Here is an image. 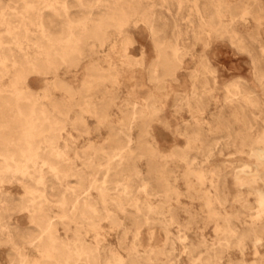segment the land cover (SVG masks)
Returning a JSON list of instances; mask_svg holds the SVG:
<instances>
[{
	"label": "rangeland",
	"instance_id": "374dc122",
	"mask_svg": "<svg viewBox=\"0 0 264 264\" xmlns=\"http://www.w3.org/2000/svg\"><path fill=\"white\" fill-rule=\"evenodd\" d=\"M0 155V264H264V0H0Z\"/></svg>",
	"mask_w": 264,
	"mask_h": 264
},
{
	"label": "bare ground",
	"instance_id": "6f19581e",
	"mask_svg": "<svg viewBox=\"0 0 264 264\" xmlns=\"http://www.w3.org/2000/svg\"><path fill=\"white\" fill-rule=\"evenodd\" d=\"M29 18V17H28ZM86 23V22H85ZM86 25V24H85ZM89 30V29H88ZM87 30V31H88ZM79 31H81V29L79 30ZM82 31H83V29H82ZM81 31V32H82ZM81 32H79V33H81ZM84 32H85V30H84ZM83 32V33H84ZM90 32V31H89ZM82 33V34H83ZM74 35V34H73ZM78 35H80V36H82L83 37V35H81V34H78ZM87 37L89 36V34L87 35V34H85ZM92 35V34H91ZM97 35H98V33H97ZM73 37V36H72ZM86 37V38H87ZM91 37V36H90ZM74 38H80V37H74ZM85 38V37H84ZM84 38H81L82 40L84 39ZM85 38V39H86ZM81 39H79V41L78 42H80V40ZM77 40V39H76ZM74 41V40H73ZM69 42H71V41H69ZM82 42V41H81ZM74 43V42H73ZM76 45V44H75ZM79 45V44H78ZM78 45H77V47H78ZM158 46H160V44H158ZM158 46L156 45V47L158 48ZM71 47V46H70ZM77 47H74V49L75 48H77ZM163 48H165V47H162V50H163ZM161 50V49H160ZM166 50L167 49H165L164 51L166 52ZM163 51V52H164ZM69 53H70V51H68ZM68 52H67V54H68ZM72 53H70L71 54V56H72V54H73V51H71ZM169 52H170V50H169ZM168 52V53H169ZM171 53V52H170ZM66 54V53H65ZM172 54V53H171ZM170 54V55H171ZM69 55V54H68ZM68 55H66V56H68ZM164 55H167V54H164ZM163 54H162V56H164ZM65 56V57H66ZM168 56H169V54H168ZM172 56V55H171ZM64 58V57H63ZM163 58V57H162ZM169 58H170V56H169ZM169 58H168V60H169ZM174 58V57H173ZM65 59V58H64ZM69 60H70V58H68ZM67 59V60H68ZM72 59V58H71ZM160 59V58H159ZM164 59V58H163ZM171 59H172V57L170 58V62H171ZM168 60H167V63L166 64H171L169 67H171V66H174V65H172V64H174L173 62L172 63H168ZM160 61V60H159ZM173 61V60H172ZM162 64H163V61L161 62ZM161 64V65H162ZM165 64V63H164ZM159 66V65H158ZM168 67V68H169ZM163 68H166V67H164L163 66ZM172 68H175V67H172ZM170 69V68H169ZM173 70V69H172ZM171 70V71H172ZM167 71V70H166ZM169 71V70H168ZM36 104V103H35ZM35 106H37V105H35ZM33 107H34V104H33ZM38 107V106H37ZM35 109V108H34ZM33 109V110H34ZM37 109V108H36ZM35 109V110H36ZM32 110V109H31ZM32 110V111H33ZM35 113V112H34ZM37 114V113H36ZM36 114H34V115H36ZM28 141H26V143H27ZM31 142V141H30ZM29 144V143H28ZM28 144H25V146L26 145H28ZM29 145H31V144H29ZM23 146H24V144H23ZM23 148H26V147H23ZM22 148V149H23ZM27 148H28V146H27ZM19 149V148H18ZM31 149V148H30ZM21 150V149H20ZM28 150V149H27ZM23 151L24 150H22V152L21 153H23ZM14 152H16V151H14ZM18 152V151H17ZM26 154H27V152H26V150L24 151ZM28 152H29V150H28ZM19 153V155H21L20 154V152H18ZM30 153V152H29ZM49 153V152H48ZM47 153V154H48ZM51 153V152H50ZM7 154V153H6ZM12 154V153H11ZM52 154V153H51ZM3 155V154H2ZM9 155V154H8ZM12 155H14V154H12ZM29 155V154H28ZM44 155V154H43ZM1 156V155H0ZM22 157L20 158V159H22V161H24V163H26V167H29V168H31L28 164H27V160H26V157H25V154L23 155H21ZM47 156H51V155H47ZM16 157H18V154H17V156ZM16 157H14V158H16ZM20 157V156H19ZM45 158V157H44ZM44 158H42V159H44ZM48 158V157H47ZM56 158V157H55ZM19 159V158H18ZM19 159V160H20ZM49 159V158H48ZM51 159V158H50ZM7 160V159H6ZM5 160V161H6ZM19 160L17 161V162H19ZM30 160V159H29ZM52 160V159H51ZM51 160L49 161V162H51ZM55 160V159H54ZM21 161V162H22ZM44 161H48V160H44ZM0 162H3V161H0ZM12 162V161H11ZM15 162V161H14ZM20 162V163H21ZM56 162V161H55ZM23 163V164H24ZM19 163H17V166H19L18 165ZM53 164H54V162H53ZM56 164L57 163H55V166H56ZM24 166V165H23ZM53 167V166H52ZM22 168H24V167H22ZM60 168V167H59ZM27 169V168H26ZM62 169V168H61ZM60 169V170H61ZM17 170V169H16ZM29 170V169H28ZM41 170V169H40ZM62 171V170H61ZM12 172H15V171H12ZM16 172H18V170L16 171ZM16 172H15V174H16ZM25 172H26V170H25ZM25 172H23V178L26 176V173ZM31 172V171H30ZM37 172V171H36ZM57 172V171H56ZM66 172H67V170H66ZM14 174V175H15ZM31 174V173H30ZM73 175H75V173L73 174ZM78 177H80V175H77ZM32 178L34 179V177L32 176ZM21 178H19V180H20ZM27 179V178H26ZM25 180V179H24ZM6 182V181H5ZM21 182H23L22 181V179H21ZM83 182H84V180H83ZM25 183V186H24V188H26V193L28 194V196L26 197V199L25 200H23L24 202L27 200V198H28V204H27V206H25L26 207V209H28L29 211H30V213L32 214V216H34L35 218H37V220L39 219L40 221H42L43 223H44V226H42V230L40 231V234H39V236H38V238L40 237V240L42 241V242H44L45 241V243L47 244V242H48V240L46 239L47 237L49 238V237H52V236H54V234H55V232H54V230H55V228H56V226H55V223H54V219L52 220V218H50L49 217V214H51V213H49V209H47L46 208V206L42 203V202H39L38 201V196L35 194L36 193V188H35V186H34V184H33V182H31V181H25L24 182ZM82 183V182H81ZM92 184V183H91ZM90 184V185H91ZM94 184V183H93ZM0 186H2V184L0 185ZM80 186H84V185H80ZM264 186V185H263ZM1 188V187H0ZM80 188V187H79ZM84 188H87V186L86 187H84ZM88 188H90L89 186H88ZM1 190V189H0ZM80 190V189H79ZM81 191H83V190H81ZM85 191H89V190H85ZM76 193L78 192V191H75ZM263 192V191H262ZM72 195V194H71ZM79 195H80V193H79ZM79 195H75V196H73L72 197V199L70 200V196H69V200H67V201H69V203H71L72 202V204L74 205V206H78V205H80V204H83L82 202H83V200H85V199H83L82 197H80ZM88 196V195H87ZM67 201H65V203H64V207L65 206H67L69 203L67 202ZM88 201V200H87ZM26 203H27V201H26ZM90 203V202H89ZM71 204V205H72ZM90 204H92V203H90ZM25 205V204H24ZM87 205V204H86ZM82 206V205H81ZM80 206V207H81ZM63 207V208H64ZM67 207H65V209H66ZM74 209V208H73ZM88 209H89V207H88ZM64 210V209H63ZM82 210V209H81ZM85 210H86V208H85ZM84 210V211H85ZM68 212V211H67ZM75 212V211H74ZM83 212V211H82ZM69 213H70V211H69ZM80 214H82V213H80ZM86 214H88V212L86 211ZM41 225V224H40ZM38 232V231H37ZM57 234V233H56ZM55 234V235H56ZM58 238V237H57ZM35 239V238H34ZM36 240V239H35ZM38 242H39V240H37ZM36 241V242H37ZM47 241V242H46ZM59 243V245L61 244V242H58ZM44 244V243H43ZM43 244H41V246L43 245ZM49 244V243H48ZM51 244V243H50ZM40 245V244H39ZM45 245V244H44ZM43 245V246H44ZM56 245H58V244H56ZM47 247L45 248V247H43L44 249H47L48 248V245H46ZM61 246V245H60ZM58 248V247H57ZM60 248H63V246L62 247H60ZM60 250H62V249H60ZM63 250H65V249H63ZM62 250V251H63ZM50 251V250H49ZM62 251H60V252H62ZM66 251V250H65ZM63 252L64 253V255H65V253L66 252ZM55 252V251H54ZM59 252V253H60ZM68 252V251H67ZM52 254L54 255V253L52 252ZM68 254V253H67ZM63 255V256H64ZM56 256H57V254H56ZM56 256H54V257H56ZM61 256V255H60ZM70 256V255H69ZM57 258H59V257H57ZM68 258V257H67ZM66 257H65V259H67ZM64 259V258H63ZM58 260V259H57ZM55 261V262H59V264L61 263V260L60 261ZM53 261V262H54ZM66 261H68V259L66 260ZM52 262V263H53ZM51 263V262H50ZM63 264H64V261H63ZM70 264V263H69Z\"/></svg>",
	"mask_w": 264,
	"mask_h": 264
}]
</instances>
